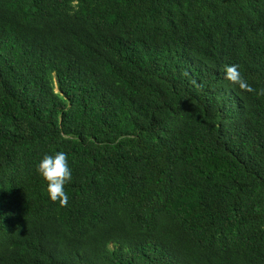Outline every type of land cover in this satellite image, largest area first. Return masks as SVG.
<instances>
[{"label": "trees", "instance_id": "obj_1", "mask_svg": "<svg viewBox=\"0 0 264 264\" xmlns=\"http://www.w3.org/2000/svg\"><path fill=\"white\" fill-rule=\"evenodd\" d=\"M0 264H264V0H0Z\"/></svg>", "mask_w": 264, "mask_h": 264}, {"label": "clouds", "instance_id": "obj_2", "mask_svg": "<svg viewBox=\"0 0 264 264\" xmlns=\"http://www.w3.org/2000/svg\"><path fill=\"white\" fill-rule=\"evenodd\" d=\"M36 171L47 182L50 199L66 204L68 196L65 192V185L72 179V170L67 154L63 151L45 154L37 162Z\"/></svg>", "mask_w": 264, "mask_h": 264}]
</instances>
